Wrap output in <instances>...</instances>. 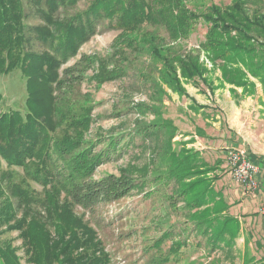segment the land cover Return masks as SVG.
<instances>
[{"label":"rangeland","instance_id":"1","mask_svg":"<svg viewBox=\"0 0 264 264\" xmlns=\"http://www.w3.org/2000/svg\"><path fill=\"white\" fill-rule=\"evenodd\" d=\"M92 1L60 6L56 14L69 21ZM145 2L153 12L141 24L101 22L75 53L65 55L54 42L37 38L34 30L46 23L24 1L26 51L60 62L51 77L55 108L90 112L86 127L69 134L64 125L51 132L49 163L62 197H46L51 184L33 179V159L9 166L0 158V264H83L82 250L64 248L52 228L47 259L32 257L31 243L16 230L27 209L40 219L51 208L82 219L101 241L96 256L106 257L107 264H264V199L254 197L259 182L256 191L247 190L227 166L230 149L246 150L256 164L249 146L237 145L236 131L255 141L253 131L261 128L254 126L253 113H264V0ZM40 8L49 10L45 0ZM26 80L19 67L0 75L2 112L25 116ZM248 81L254 86L243 91ZM65 136L103 151L91 177H68L70 156L55 147ZM168 150L184 157L185 150L197 152L190 175L168 167ZM168 172L177 175L167 177ZM86 184L92 196L84 200ZM24 189L33 196L24 197ZM218 193L241 228L235 245L212 248L211 227L217 224L207 217L220 209ZM24 199L31 204L19 207Z\"/></svg>","mask_w":264,"mask_h":264},{"label":"trees","instance_id":"2","mask_svg":"<svg viewBox=\"0 0 264 264\" xmlns=\"http://www.w3.org/2000/svg\"><path fill=\"white\" fill-rule=\"evenodd\" d=\"M24 1L35 7L46 23V26L34 30L37 38L54 42L59 51L64 52L65 55L75 53L82 41L95 33L99 23L108 21L109 25L113 26L112 23L117 21L116 24L119 23V25L114 26L131 28L141 24L146 17L149 18L153 11L151 4L146 3L145 0H93L85 12L66 21L65 18H58L56 12L60 6L75 5L78 0H45V5L49 10L40 8L42 0H0V75L19 67L27 79L25 116L15 111L2 112V96L0 94V158L9 166L25 165L26 160L33 159L35 166L32 172L33 179L44 186L50 183L51 187L47 191L46 197L58 198L62 197L63 191L53 185L56 176L51 169V163H49L51 132L64 125H66L64 132L69 134L71 129L78 131L81 126L86 127L89 118L87 115L90 111L85 108L82 113L69 109L63 112L61 109L55 108L51 100V82L54 80L51 77L55 76L53 71L57 66L59 67L60 62L56 57L53 58L54 56L51 57L47 53L34 55L26 51L28 39L24 25ZM44 67H47L49 72H43ZM32 72H36L37 75H32ZM253 86V83L248 81L243 84L242 88L245 91ZM167 141H170L169 136ZM93 146L94 143L86 144L85 141H73L70 136H65L61 142L56 143L55 147L59 154L70 156L67 162V174L71 181L91 177L103 161V151L95 152ZM108 149L105 151L106 154H108ZM185 151L188 152L186 157L183 153L168 150L165 153L169 160L167 164L169 168L178 171L179 174L190 175V167L195 162L191 156L197 152L195 150ZM156 154L158 155V151ZM153 161L157 160L153 158ZM175 175L177 173L168 172L167 177ZM183 177L185 175L181 178ZM86 185L87 192L84 195V200L89 198V194L92 196V190L88 184ZM30 193L29 195L27 189L22 190L24 197L33 196L32 192ZM74 193L79 199L82 192L78 188ZM217 197L220 201V209L217 213H224L228 217L218 219V214L213 212L212 216L207 217L211 224H217L215 229L211 227L212 235L215 234L214 237L212 236L211 245L212 248L217 243L226 247L233 246L238 238L237 234L240 233L239 230V232L237 231V226L238 229L241 226L236 217L230 216L224 197L220 193ZM27 201L26 199L19 201V207H28L31 203ZM195 205L196 208H201L205 203H195ZM207 211L209 210L205 209L204 212ZM26 212L28 219L26 218L20 225H16V230L20 231L24 239L26 238L31 243L32 257L44 254V258L47 259L53 246L49 233V228H52L59 238L58 242L60 240L65 244L64 248H68L72 252L82 250L78 260H81L83 264H107L106 257L96 256V251L102 249L101 241L95 239L96 233L83 224V220L79 217H71L72 212L68 209H65L62 214V209L51 208V213H46L40 219L37 214L31 215L28 209ZM34 219L37 220V223ZM219 220H222L223 224L218 230L216 228H219ZM67 238L68 241H65ZM42 247L43 249H41ZM261 259H264V255ZM7 260L6 258L5 261ZM13 262L16 263L14 259Z\"/></svg>","mask_w":264,"mask_h":264},{"label":"built area","instance_id":"3","mask_svg":"<svg viewBox=\"0 0 264 264\" xmlns=\"http://www.w3.org/2000/svg\"><path fill=\"white\" fill-rule=\"evenodd\" d=\"M227 166L233 180L247 190L256 191L258 187V166L254 163L250 154L244 149H230L227 151ZM264 216V209L261 210Z\"/></svg>","mask_w":264,"mask_h":264},{"label":"crops","instance_id":"4","mask_svg":"<svg viewBox=\"0 0 264 264\" xmlns=\"http://www.w3.org/2000/svg\"><path fill=\"white\" fill-rule=\"evenodd\" d=\"M238 91L241 92V90ZM259 108L264 110V108L262 107ZM254 113H253L254 123H255L254 126L255 127L261 126L259 130L253 131L254 134L252 135L255 141H253L252 139L249 140L246 138L243 139V137L240 135V132L236 131L237 139H238L237 145L243 144L245 146L247 144L250 150L252 151V153H254L255 162L260 168L259 171L260 173L257 175V180L259 182L260 188L258 191H256L257 194L254 195V197L257 196L260 200H262L264 199V139L262 142H260V138L261 139L264 138V113L258 111L255 114ZM250 122L252 123L251 120Z\"/></svg>","mask_w":264,"mask_h":264}]
</instances>
